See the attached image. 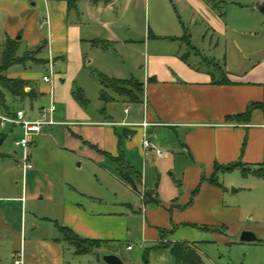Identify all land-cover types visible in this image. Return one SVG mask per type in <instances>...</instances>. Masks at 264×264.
Returning a JSON list of instances; mask_svg holds the SVG:
<instances>
[{"label":"crops","instance_id":"obj_1","mask_svg":"<svg viewBox=\"0 0 264 264\" xmlns=\"http://www.w3.org/2000/svg\"><path fill=\"white\" fill-rule=\"evenodd\" d=\"M108 1L95 4L78 0L76 8L70 10L65 1L37 0L30 8L26 0H0V45L9 38L28 48L46 42V53L51 50L55 59L57 76L53 86L40 83L45 74L36 69L14 73L15 77L32 81L38 99L49 97L50 104L53 90V120L57 104L65 108L67 119L45 126L41 134L61 126L80 134L81 142L75 143L85 145L87 155L115 193L113 200H105L81 187L69 198L51 197L49 201L59 209L58 215L52 210L34 215L30 222L32 226L39 220L54 224L56 234L43 237V229L29 239L24 219L21 231L15 230L9 220L11 210L0 206V247L10 244L14 264L17 260L22 264H69L66 252L79 255L64 240L61 228L83 240L99 242L96 249L125 241L130 243L126 250L133 251L138 245L144 251L142 260L147 250L156 248L151 252L150 264H154L156 252L165 254L176 243L196 246L200 242H226L244 214L243 207L228 192L227 185L233 182L227 175H243V169H264V109H253L249 117L245 116L251 105L264 104V57L249 62L243 44L245 38L264 33V16L257 9L264 0L230 1L228 18L232 16L233 21L219 10L221 0H214L216 7L212 0ZM151 13L164 16V25L176 16L187 15L194 28L183 22L181 29L143 27V16L150 17ZM195 32L203 34L205 42L211 41L210 53L202 54L193 45ZM221 40L227 44L225 53L219 55ZM111 47L127 55L121 57L123 68L119 71L106 59ZM141 57L146 64L143 102L130 103L110 91L113 101L104 103L106 116L97 119L88 115L84 111L87 104L81 105L75 97L78 90L84 96L87 81L94 79L86 73H99L100 96L101 77L122 80L120 74L124 73L133 76L124 80L135 79V65ZM210 62L218 65L217 70ZM46 64L38 67L46 72ZM212 74L216 79L226 75L230 84H214ZM120 102L125 106L123 115L111 113L112 106ZM44 109L42 106L35 115L32 105L31 117L26 116L37 120ZM144 123L148 127L144 128ZM41 134L34 137L41 138ZM34 137L29 145L32 170L39 163L30 150ZM145 137L167 155L158 157L145 151ZM116 159H122L137 174L132 177L134 187L121 178ZM236 164L240 168L224 171ZM31 172L23 173L24 177ZM13 201L22 203L23 216V198L4 199L5 203ZM255 217L261 215L250 219ZM35 229L40 230V226ZM136 260L141 264L140 257ZM96 262L103 264L98 258Z\"/></svg>","mask_w":264,"mask_h":264},{"label":"rangeland","instance_id":"obj_2","mask_svg":"<svg viewBox=\"0 0 264 264\" xmlns=\"http://www.w3.org/2000/svg\"><path fill=\"white\" fill-rule=\"evenodd\" d=\"M36 1L37 0H26V3L31 8L34 3H37ZM221 1L222 2L218 3L220 6L219 10L228 15V10H231L229 8H232L229 7L228 4L230 1L235 0ZM255 2L256 0H254V3ZM228 17L229 15L227 16V20L233 21L232 16L231 18ZM164 20V16L160 18L151 13L150 17L143 16L142 26H152L156 28L172 26L181 29V22H183L188 28L192 30L194 28L191 26L190 19H188L187 15H183L182 18L176 16L173 20H167L165 25L163 24ZM41 32L42 34H46L45 30H41ZM210 43V40L204 41L203 34H196L195 32L193 45L202 54L210 53L208 50ZM226 44V41L221 40V49L217 54L220 55L225 53ZM243 44L247 46V48L244 49V54L248 55L246 59H248L249 62L255 63L264 57V33H260L259 35L253 34L252 37L245 38ZM214 45L215 50L217 40L214 42ZM3 52H5V46L1 44L0 62L3 59ZM15 55V62H23L19 64L16 62L7 72L2 74L3 76L6 75L11 78H18L14 75L16 71H33L35 69L39 74L43 75L46 73L42 67H38L42 65L44 59L49 56L48 53H46V48L39 53L37 48H28L20 43ZM105 56L107 60L111 61V63L118 68V71L123 68L121 57H127L124 51L113 47L109 48ZM191 60H194L193 57ZM125 62L127 63V58H125ZM126 66H128V64ZM201 66L207 69L210 68L205 64ZM145 70V60L141 57L135 65V82L143 83ZM89 73L92 74L89 76H93L94 79L93 81H87V86L84 87V97L88 100L86 107H84V111L94 118L103 119L106 116L104 112L106 108L99 96V73L95 70H91L86 74ZM120 75V77H122L120 79L122 80L133 77L131 74L123 73ZM40 83H43V76ZM8 100L12 103L11 97H8ZM42 106H45L46 109L50 107L49 97L43 96L41 99H36L33 102L35 115H37ZM124 107L125 106L121 102L114 104L111 108V113L114 114L115 112L118 116L123 115ZM14 108L19 109V106L15 105ZM31 108L32 104L28 100L20 109L24 110L30 116ZM57 109L58 111L56 115H54V122H63L67 119L65 108L58 103ZM67 132H69V135H67ZM22 137L21 127L7 126L3 128L0 122V206H6V208L11 210L9 213V220H11L15 230L21 231L22 218L24 219V227H26L25 236L27 239L40 234L43 229L45 232L43 237L49 234H56L57 231L55 230L56 226L54 224L48 225L46 222H43V220H34L35 224L32 226L30 222V219L34 218L36 214L39 215L44 212L49 213L53 210V212H56V215H58L59 209L54 206L53 202L49 201L51 197L61 196L69 198L71 197L70 195L75 194L74 192L77 189L82 187L83 189L87 188L91 193L105 200H113L115 198L113 189L104 182L103 174L97 169L92 158L87 155L88 153L85 151V145L75 143L77 141L81 142L82 137L80 134H76L72 128L62 126L55 127L52 131L48 130L41 134V138L37 136L34 137V145L31 146L30 150H33L36 154L39 163H37L36 168L32 170V172L30 170L29 172L31 173L25 175V177L21 167L23 151L15 145V142L21 140ZM251 172L254 171L248 172V170H246V176L242 175L240 172L227 175L228 179L233 182L232 186L227 185L228 192L232 194L235 203L243 207L244 214L241 221L237 224L238 227L236 231L230 235L228 234V241H220L217 243L200 242L196 245L202 260L206 264H264V244H249L240 241V236L244 231H250L260 240L264 241V169L261 171V177H252ZM238 189L241 190L237 193L236 191H238ZM5 198H23L25 214L22 216V203L15 201L5 203ZM256 214H260L261 217H255L251 220L250 217ZM34 226H40V230L35 229ZM12 240H15V234H13ZM128 245H130V243L124 241L122 243L112 244L111 247L95 249L92 254L76 257L66 252V259L69 264H98L96 262L97 258L102 260L104 255L114 254L120 257L125 264H137L136 259L140 257V260H142L144 251H142L138 245L133 246V251H127L126 248ZM0 248V263L14 264V260L10 254L12 251L10 244H2ZM152 262L154 264H175L170 251L165 254L164 252L162 253V251L156 252L152 257Z\"/></svg>","mask_w":264,"mask_h":264},{"label":"trees","instance_id":"obj_3","mask_svg":"<svg viewBox=\"0 0 264 264\" xmlns=\"http://www.w3.org/2000/svg\"><path fill=\"white\" fill-rule=\"evenodd\" d=\"M58 1H65L68 4L70 10L75 9L78 0H58ZM95 4L103 1V0H91ZM214 6H218L215 4ZM104 3H109L108 0H104ZM186 42L189 44V39L184 38ZM20 41L7 39L4 46L5 52H3V59L0 62V112L4 114H14L17 110L23 107L27 101L29 100L33 105V102L38 99L39 94L33 87V82L29 80H24L21 78H11L8 76H3L2 74L7 72L16 62L17 64L22 63L21 61L15 62V54L18 51V46ZM46 42H43L40 46L37 47V51L41 53L46 48ZM25 63V60H24ZM42 63V62H41ZM47 62H43V64ZM212 67L217 70L218 65L215 62H210ZM213 82L216 85H228L230 81L228 80L226 75H221L218 79L216 76L212 74ZM100 83L102 86V90L100 93V100L107 104L111 103L113 99L110 97L109 92L113 91L118 97L125 98L130 103L140 104L143 102V95H144V84L137 83L134 79L129 80H116L110 79L106 77L100 78ZM30 89V91H27ZM78 92V93H77ZM75 94L76 99L81 105H86L87 100H85L83 93L78 90ZM8 97L12 98V103L9 102ZM19 106V109L14 108V106ZM262 108L264 109V104H254L251 105L246 117L250 116V113L253 109ZM115 163L119 168V174L121 178L126 181L127 183L131 184L134 187V182L132 177H137V174L131 171V168L122 160L116 159ZM240 165H231L224 168L225 172L233 171L235 169L240 168ZM218 169H221L218 167ZM251 170H248V172ZM251 174L261 177V171L259 172H251ZM243 175H247L246 170L243 169ZM264 176V175H263ZM61 233L63 234L64 240L69 243L75 249V254L82 256L92 254L97 246L100 245L98 242L86 241L78 236H76L73 232L68 230L67 228H61ZM170 253L172 254L175 264H206L199 254L198 249L193 244L188 243H176L168 247ZM147 250L145 252L144 258L141 264H150V256L151 252L155 251Z\"/></svg>","mask_w":264,"mask_h":264},{"label":"built area","instance_id":"obj_4","mask_svg":"<svg viewBox=\"0 0 264 264\" xmlns=\"http://www.w3.org/2000/svg\"><path fill=\"white\" fill-rule=\"evenodd\" d=\"M48 55L49 56L46 64V73L43 76V82L53 86L57 75L55 59L51 50H49ZM50 97V107L48 109L42 110V112L40 113V117L37 120L28 119L24 110H17L14 114L11 115L0 112V122L3 128H6L7 126H19L24 131L23 138L15 142V145L22 148L23 150L22 166L24 174L34 168L29 158V145L31 144L32 137L41 134L45 126L56 125V123L52 119L53 114L56 112V102L53 90L50 93ZM142 125L144 126V128L148 127L146 123ZM143 148L147 152H153L158 157H165L167 155L165 151L152 144L146 137L143 140ZM131 249L132 248L130 247L129 250ZM15 264H22V260H17Z\"/></svg>","mask_w":264,"mask_h":264},{"label":"water","instance_id":"obj_5","mask_svg":"<svg viewBox=\"0 0 264 264\" xmlns=\"http://www.w3.org/2000/svg\"><path fill=\"white\" fill-rule=\"evenodd\" d=\"M257 9L264 16V3L258 5ZM19 39L21 38L19 37ZM240 241L242 243H249V244H264V241L260 240L254 233L250 231L242 232L240 236ZM101 262L103 264H125L120 257L114 254L104 255Z\"/></svg>","mask_w":264,"mask_h":264}]
</instances>
